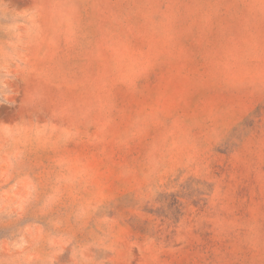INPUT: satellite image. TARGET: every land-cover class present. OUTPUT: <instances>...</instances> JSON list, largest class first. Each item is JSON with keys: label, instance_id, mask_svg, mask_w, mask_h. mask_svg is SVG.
<instances>
[{"label": "rangeland", "instance_id": "rangeland-1", "mask_svg": "<svg viewBox=\"0 0 264 264\" xmlns=\"http://www.w3.org/2000/svg\"><path fill=\"white\" fill-rule=\"evenodd\" d=\"M0 264H264V0H0Z\"/></svg>", "mask_w": 264, "mask_h": 264}]
</instances>
